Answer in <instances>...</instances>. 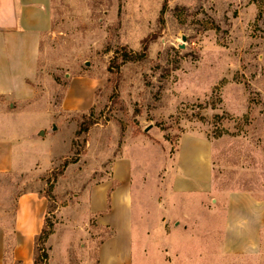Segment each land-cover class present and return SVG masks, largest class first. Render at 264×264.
Masks as SVG:
<instances>
[{
	"label": "rangeland",
	"instance_id": "374dc122",
	"mask_svg": "<svg viewBox=\"0 0 264 264\" xmlns=\"http://www.w3.org/2000/svg\"><path fill=\"white\" fill-rule=\"evenodd\" d=\"M52 9L37 93L17 121L50 130L55 117L58 129L39 141L58 157L41 174L0 175L7 252L17 245V197L38 191L49 199L52 264H102L100 247L115 231L87 218L82 199L112 179L122 148L139 135L161 137L174 153L189 134V158L192 148L206 153V142L215 190L245 191L264 202V0H53ZM144 47V59L123 61ZM0 105L9 108L5 99ZM83 116L96 123L71 148ZM199 171L205 185L211 171L205 162ZM216 198L211 193L205 203L209 212L197 204L189 209V264H264V220L251 230L242 223L251 238L236 255L225 254ZM83 228L82 236L70 233ZM125 238L114 241L112 264H185L179 255L161 256L154 239Z\"/></svg>",
	"mask_w": 264,
	"mask_h": 264
},
{
	"label": "crops",
	"instance_id": "0c3cea01",
	"mask_svg": "<svg viewBox=\"0 0 264 264\" xmlns=\"http://www.w3.org/2000/svg\"><path fill=\"white\" fill-rule=\"evenodd\" d=\"M52 4L53 0H0V98L9 105V108L0 105V175L41 174L58 157L51 145L41 149L39 141L58 129L57 126L55 129V117L51 116L50 130L45 126L30 130L24 127V122L17 121L37 93L34 83L39 74L43 38L53 25ZM9 120L16 122L9 123ZM77 128L75 124L71 148ZM137 144L141 148L139 153H129L128 147ZM205 145L206 153L192 148L189 158V134L181 136L174 153L159 136L139 135L125 144L113 164L112 179L92 185L82 199L87 218L94 217L97 224L115 231L112 239L100 247L102 264H112L110 251L114 241L125 237L139 243L154 239L155 249L161 256L179 255L181 263L189 264V237L192 236L189 209L197 204L209 212L204 206L211 193L217 194L216 201L223 212L218 220L224 225L225 254L240 252L241 243L246 244L251 238L241 224H248L247 230H251L263 221L264 202L245 191L215 190L211 182L212 153L206 142ZM201 162L211 171L205 185L204 176L199 173ZM193 179L198 180L194 187L190 184ZM48 209V197L38 191L17 197L13 228L17 245L7 252V232L0 227V264H34L35 238L45 225ZM77 230L70 233L81 236L86 233V228ZM52 262L50 254L48 264Z\"/></svg>",
	"mask_w": 264,
	"mask_h": 264
},
{
	"label": "trees",
	"instance_id": "16d2710c",
	"mask_svg": "<svg viewBox=\"0 0 264 264\" xmlns=\"http://www.w3.org/2000/svg\"><path fill=\"white\" fill-rule=\"evenodd\" d=\"M147 48L144 47L143 51L140 53H135L130 51V53H126L123 55V61H138L142 60L146 57ZM96 122L91 121L89 117L83 116V120L78 126V129L75 134V138L73 140V147L76 144V140L87 133L90 130V127L94 125ZM75 160H71L70 162H66L64 167H67L70 163H74ZM53 233L52 226L50 225V219L47 216L45 225L39 235L35 238V247H34V264H48L50 259L49 247L47 246V242L49 237Z\"/></svg>",
	"mask_w": 264,
	"mask_h": 264
}]
</instances>
